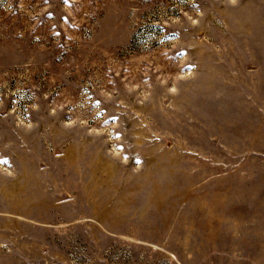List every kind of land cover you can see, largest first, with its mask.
<instances>
[{"label":"rangeland","instance_id":"374dc122","mask_svg":"<svg viewBox=\"0 0 264 264\" xmlns=\"http://www.w3.org/2000/svg\"><path fill=\"white\" fill-rule=\"evenodd\" d=\"M0 264H264V0H0Z\"/></svg>","mask_w":264,"mask_h":264},{"label":"snow or ice","instance_id":"6c2138e0","mask_svg":"<svg viewBox=\"0 0 264 264\" xmlns=\"http://www.w3.org/2000/svg\"><path fill=\"white\" fill-rule=\"evenodd\" d=\"M0 163H7L6 161H2V160H0Z\"/></svg>","mask_w":264,"mask_h":264}]
</instances>
